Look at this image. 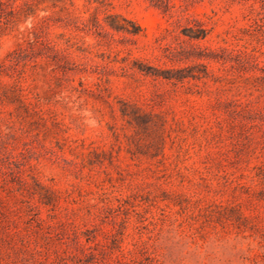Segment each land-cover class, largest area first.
<instances>
[{
  "label": "rangeland",
  "instance_id": "obj_1",
  "mask_svg": "<svg viewBox=\"0 0 264 264\" xmlns=\"http://www.w3.org/2000/svg\"><path fill=\"white\" fill-rule=\"evenodd\" d=\"M18 88L0 264H264V0H0Z\"/></svg>",
  "mask_w": 264,
  "mask_h": 264
},
{
  "label": "trees",
  "instance_id": "obj_2",
  "mask_svg": "<svg viewBox=\"0 0 264 264\" xmlns=\"http://www.w3.org/2000/svg\"><path fill=\"white\" fill-rule=\"evenodd\" d=\"M31 36H33L34 38V41L33 39H31ZM22 38L25 40V41H28L29 45H35L36 43L40 42L39 41V37H37L36 33H35V30L34 28L28 32H26V34H23ZM33 42V43H32ZM35 43V44H34ZM13 62H17V59H15V61ZM22 89L21 88H18L17 91L14 92V94L12 95V99H10L6 94L4 95H1L0 94V102H5V101H10V102H17L18 104H20L22 107H26V104L24 102V100L22 99V95L19 93L21 92ZM121 113H122V116H127L129 118V123L132 124L134 123L136 126H140L141 122L143 121L144 119V116L142 115H138L136 113H132L131 115L126 113L125 109L121 110ZM35 182V181H34ZM23 184H26V182L23 180L22 181ZM35 186H37V183L35 184ZM40 203L43 204V205H46V206H49L52 204V200H51V197L44 193L43 195L40 196ZM77 254L75 253H72V252H69V256L70 257H75V258H78V261L76 262V264H85L83 261L84 259L88 258V257H93L94 255L90 252V247H86L85 244H82L81 242H77ZM42 251H33V255L34 254H41ZM67 256V255H66ZM58 260L60 259V261L63 262L64 258H57ZM94 262H91L90 264H93ZM41 264H48L46 261L45 262H42ZM64 264V263H62ZM107 264H129V262L126 261V259H124V257L120 256V257H117L115 258L114 260H112L111 262L107 263Z\"/></svg>",
  "mask_w": 264,
  "mask_h": 264
}]
</instances>
